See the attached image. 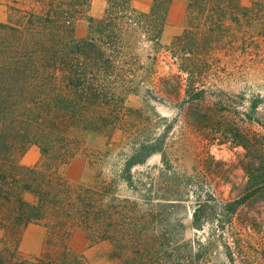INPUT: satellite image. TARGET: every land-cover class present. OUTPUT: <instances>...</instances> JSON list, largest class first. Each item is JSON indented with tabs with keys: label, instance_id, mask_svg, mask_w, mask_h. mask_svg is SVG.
Instances as JSON below:
<instances>
[{
	"label": "trees",
	"instance_id": "1",
	"mask_svg": "<svg viewBox=\"0 0 264 264\" xmlns=\"http://www.w3.org/2000/svg\"><path fill=\"white\" fill-rule=\"evenodd\" d=\"M0 1L7 14L0 22V227L15 234L26 223H41L48 244L39 257L22 259L15 241L0 250V264H89L69 242L74 229L84 232L85 246L109 241L121 264H209L206 246L193 250L198 240L169 234L166 207L188 196L189 177L173 170L166 134L151 135L149 127L165 120L168 130L180 118L203 140L244 149L239 194L221 205L227 222L240 206L264 201V119H256L260 131H249V121L234 118L243 104L208 80L215 52L241 50L238 29L264 21V0H189L185 27L168 45L161 35L172 0H152L148 10L133 0H104L99 17L87 15L91 0ZM85 16L86 33L77 37L76 23ZM161 49L176 72L154 80ZM139 91L173 104L178 116L147 111L146 101L127 106V96ZM127 123L131 151L117 176L136 198L116 196L114 178L71 184L61 175L79 148L71 130L109 138ZM30 145L41 158L23 166L19 158ZM153 154L161 162L155 174L156 166L132 172ZM101 158L99 150L86 153L93 166ZM197 196L190 224L202 229L212 220L203 214L209 197Z\"/></svg>",
	"mask_w": 264,
	"mask_h": 264
},
{
	"label": "rangeland",
	"instance_id": "2",
	"mask_svg": "<svg viewBox=\"0 0 264 264\" xmlns=\"http://www.w3.org/2000/svg\"><path fill=\"white\" fill-rule=\"evenodd\" d=\"M174 1L177 8L181 0ZM243 2L249 4V0H243ZM133 3L139 9L148 10L152 0H133ZM104 6L105 3L101 5L94 1L87 15L99 17ZM186 9L187 7L185 13ZM169 15L171 14L166 15V19H169ZM185 24L186 19L184 26ZM87 25V16L77 21V37L85 35ZM237 34L245 44L244 47L241 50L239 48L229 52L216 51V61L208 73V80L227 94V97L234 101L239 100L243 104L238 108L243 114L234 117L239 123L240 119L244 118L245 121H249L244 123L249 131H260L256 119H264V21L259 22L253 29L243 26L238 29ZM162 44L169 43L162 42ZM143 46L148 49L146 44ZM155 68L154 80L176 72V65L173 64L166 49H161ZM144 94L142 91L129 94L125 101L126 105L138 108L146 101L149 107L146 108L147 111L155 109L161 115H167L168 119L178 116L173 104L147 98ZM155 96L158 97V93H155ZM254 101H257L256 108H252ZM164 123L167 121L151 125L149 133L151 135L166 134V141L170 144L173 170L189 177L190 191L187 197L184 196V200L176 201L174 206L166 207L167 213L163 219L172 225L168 228L170 236L198 240L200 244L194 241L193 250H199L201 245L206 246L209 264H264V201H252L240 206L230 222H227L228 213L221 206L222 203L236 198L239 194L244 181L241 167L244 149L232 148L228 143H219L216 138L203 140L184 125L180 118L168 130L163 127ZM127 126L128 123L124 129H115L109 138L92 131L71 130L70 135L79 141V148L60 169L61 175L71 184L95 185L114 178L113 188L116 196L136 198L137 194L117 176L131 151L127 144V135L123 131ZM93 149L99 150V155L102 157V160L94 166L86 159L87 151ZM40 158L39 148L30 145L19 161L23 166H31L37 164ZM160 163L159 154H153L144 165L135 166L132 172L134 173L136 169H149L148 167L156 166L155 169H151L155 174ZM174 181L182 188V184L178 183L177 179ZM197 195L209 197V206L203 214L205 213L212 220L205 222L202 229H195L190 224V214L196 205ZM180 221L184 223V229L178 225ZM220 224L223 225L219 226ZM21 228V226L18 227L15 234H6L0 227L3 248L8 246L11 249L15 246ZM69 242L74 248L81 250L86 245L84 232L81 229H74ZM46 247H48L47 243ZM113 256L121 264L114 251ZM17 257L29 259L18 254Z\"/></svg>",
	"mask_w": 264,
	"mask_h": 264
},
{
	"label": "crops",
	"instance_id": "3",
	"mask_svg": "<svg viewBox=\"0 0 264 264\" xmlns=\"http://www.w3.org/2000/svg\"><path fill=\"white\" fill-rule=\"evenodd\" d=\"M105 3L104 0H91V3ZM189 0H181L176 8L174 0H172L168 13L169 19H165L161 40L167 44L173 37L182 33L185 22V8ZM2 8V9H1ZM0 22L6 20V7L0 1ZM167 13V14H168ZM171 16V17H170ZM2 233L0 232V250L2 246ZM47 228L41 223L29 222L22 226L18 240L16 252L23 258L39 257L46 248ZM89 264H119L118 260L113 256V247L107 240L99 241L81 249Z\"/></svg>",
	"mask_w": 264,
	"mask_h": 264
}]
</instances>
